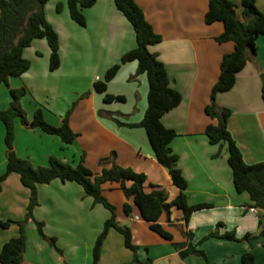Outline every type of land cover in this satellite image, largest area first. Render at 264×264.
Returning <instances> with one entry per match:
<instances>
[{
  "label": "crops",
  "instance_id": "0c3cea01",
  "mask_svg": "<svg viewBox=\"0 0 264 264\" xmlns=\"http://www.w3.org/2000/svg\"><path fill=\"white\" fill-rule=\"evenodd\" d=\"M134 1L153 31L161 37V42L149 46L148 50L157 55L166 70L170 87L181 95L179 105L165 113L161 123L177 135L169 147L177 156V167L186 180L184 193L188 204L211 207L193 212L187 223L182 220L181 210L169 207V215L163 213L159 218L161 227L172 236V240L167 241L150 230L132 198L126 199L118 184L103 185V196L114 206L119 226L130 230L132 243L138 247L136 258L141 263L207 264L198 256L179 257L173 243L184 242L181 231H186L192 235V245L205 254L210 264H242L241 257L245 253L253 255L255 264H264V240L260 236L264 227V208L253 207L246 192L235 191L227 162V146L211 145L205 135L206 127L216 123L206 115L205 107L210 103L211 89L218 80L221 60L233 51L234 44L216 42L215 38L223 31L220 22L205 24L208 0ZM229 1L236 5V17L242 21V0ZM56 2L61 5L60 15L54 14L52 20L47 16V10L53 8V0L46 2L44 14L58 36V69L49 70L50 49L46 40L34 39L22 53L30 62L28 71L10 77L4 83L5 87L0 86V110L7 109L11 89L25 88L26 94L20 104L27 119L31 120L40 101L34 93L46 89L45 84L55 83L57 76L60 82L81 81L92 68L94 74L85 85L89 95L73 101L66 98L52 106L41 107L45 121L59 126L74 104L69 127L77 137L72 144L65 145L59 137L38 128L27 129L16 118L15 154L28 160L33 167L47 166L50 156L75 166L83 156L84 165L93 173L109 168L114 162L145 175L144 191H164L166 205H169L179 189L172 183L167 169L156 161L144 129L127 126L138 124L146 111L149 90L146 75H136V61L120 66L107 83L106 93L124 97L123 102L106 103L104 95L93 89L94 82L103 80L106 71L135 48L131 24L117 10L114 0H97L92 7L83 9L86 28L71 20L67 0ZM255 6L264 14V0H255ZM263 83L264 36L261 35L255 40L254 52H247L246 65L236 74L234 86L215 97L218 107L230 111L227 128L247 165L264 162ZM4 134L0 122V175L6 164ZM22 134H28L25 136L37 143L38 148L23 152L20 146ZM107 158L109 160L105 161ZM37 196L38 206L33 209V219L25 225L22 264H91L94 241L110 218V212L101 204H95L75 182L62 183L54 179L49 184H38ZM28 203V189L21 185L18 174L11 173L0 183V223L23 220ZM125 203L131 207L130 215L124 212ZM34 221L43 223V233L47 237L56 238L61 254L38 235ZM218 224L221 225L219 228ZM215 231L219 235L231 232L236 240L209 238L202 241ZM18 235L19 227L15 223L8 228L0 227V250ZM245 235L251 238L244 240ZM133 259L134 254L125 247L123 236L115 229H109L98 264H131Z\"/></svg>",
  "mask_w": 264,
  "mask_h": 264
},
{
  "label": "trees",
  "instance_id": "16d2710c",
  "mask_svg": "<svg viewBox=\"0 0 264 264\" xmlns=\"http://www.w3.org/2000/svg\"><path fill=\"white\" fill-rule=\"evenodd\" d=\"M49 0H0V86L7 83L10 77H18L28 71L30 62L23 58V50L27 48L34 39H45L49 49V70L55 71L60 64L59 42L57 33L46 21L44 5ZM97 0H67L69 16L73 22L81 27L86 26L82 10L92 7ZM115 7L131 24L136 46L126 52L120 62L109 68L103 80L93 83V89L103 94L106 103L113 101L123 102L122 96H113L106 93L107 83L114 78L120 66L127 62L136 61V75L145 74L148 82L147 108L143 119L136 125L128 127H139L144 129L149 144L154 152L156 161L167 169L174 186L179 189L176 198L168 205L174 206L183 213V222L187 223L191 214L195 211L210 208L208 204L189 205L184 191L187 188L181 170L177 167V156L169 147L171 141L177 136L175 131L167 129L161 123V117L179 105L181 95L169 85V79L163 64L158 60L155 53L148 50L149 46L161 42V37L156 34L151 25L146 21L142 9L134 0H114ZM242 21L235 14L236 5L229 0H208V8L204 15L207 25L220 22L223 25L222 33L215 38L218 43L232 42L234 49L231 53L223 56L217 82L211 89L210 103L205 107L206 115L215 120V124H209L205 129V135L211 145L221 148L227 146V162L232 171L233 186L237 193L246 192L249 195L252 206L264 208V162L247 165L242 158L241 152L232 139L228 128L227 119L230 111L220 108L215 103L218 93L229 91L235 84V77L247 62V52L255 50V40L258 36H264V14L255 6V0H242ZM61 9V6L57 7ZM133 78V77H132ZM10 103L5 110H0V122L5 129L4 145L6 164L5 170L0 175V183L11 173L19 175L20 183L29 191V203L25 217L21 221L1 222V228H8L15 223L19 227L17 238L6 242L0 250V264H22L25 251V223L33 219V209L38 206L37 185L49 184L58 179L62 183L75 182L84 191L86 196L92 197L95 204H101L110 212V218L103 224V228L96 238L91 264H98L101 247L109 229L118 231L124 238V245L134 254L131 264H144L137 260L138 247L132 243L130 230L121 227L116 221L115 208L103 196V185L106 183L118 184L126 199L132 198L133 204L139 211L142 220L149 224L150 230L167 241L172 236L159 224L162 216L163 206L166 205V194L164 191L154 190L150 193L144 191L146 177L136 173L130 168H122L112 162L109 168H103L99 173H93L83 163V156L77 165L71 166L62 163L57 158L50 156L45 167H33L28 160L19 158L13 149L14 120L18 118L27 129H40L46 134L60 138L65 145H70L77 135L69 127V116L72 108L66 112L59 126L48 124L40 108L36 109L33 118L27 119L22 109L20 100L26 94L25 88L11 89ZM261 99L264 103V83L261 88ZM121 125L120 123H118ZM114 154L111 155V160ZM109 160L108 158L105 161ZM151 188H155L150 185ZM126 215L131 214V207L127 203L123 206ZM38 235L46 241L49 246L59 254L61 250L56 246L55 238L47 237L43 233V223L34 221ZM221 225L218 224L217 228ZM185 241L173 243L181 259L193 255L203 258L207 264L205 254L192 245V235L181 231ZM264 240V227L260 233ZM209 238H220L236 240L233 233L219 235L217 231L205 236L202 241ZM245 235L244 240L250 239ZM242 264H255L252 254L245 253L241 257Z\"/></svg>",
  "mask_w": 264,
  "mask_h": 264
},
{
  "label": "rangeland",
  "instance_id": "374dc122",
  "mask_svg": "<svg viewBox=\"0 0 264 264\" xmlns=\"http://www.w3.org/2000/svg\"><path fill=\"white\" fill-rule=\"evenodd\" d=\"M53 1H54V4H53L52 10L51 11L47 10V16L51 20H52V18L55 17L54 14H56V16H58V15H60V11H61V9L57 10L58 5H60V4H58L56 2V0H53ZM45 5H44V9L46 7ZM87 74H88V76L86 78H83L81 81L76 79L75 81L64 80L65 82H60L59 81L60 78H58V76L56 78L57 81L55 80V83L48 81V83H53V84L52 85L51 84H49V85L45 84L46 89L34 93V97L36 99L40 100L37 104L39 106L38 108H40L43 112L42 108H45L46 104H48V105L51 104V106H52L58 100H64V99L68 98L70 101H73L76 98L80 99L81 97H83V98L87 97L89 94H88V91H86V89H85L86 88L85 85H86V83L90 82V78H91L92 74H94V70L92 68H90L88 70ZM2 87H5V85L3 84ZM2 89H4V88H2ZM84 91H85V93H84ZM72 106H71V108H72ZM25 133H28V132H25ZM25 135H28V134H22L20 136V146H21L22 151L26 152L27 149L38 148V144L34 143L30 138H27L28 136H25ZM24 160H26V159H24ZM25 225H26V223H25ZM25 225H24V232H26L25 231ZM35 226H36V224H35ZM36 230H37V227H36ZM25 237H26V233H25ZM55 240H56V238H55ZM95 241H96V239H95ZM95 241H94V244H95ZM94 244H93V247H94ZM56 246L58 247L57 240H56ZM93 247H92V251H93ZM91 262H92V260H91Z\"/></svg>",
  "mask_w": 264,
  "mask_h": 264
},
{
  "label": "water",
  "instance_id": "95a60500",
  "mask_svg": "<svg viewBox=\"0 0 264 264\" xmlns=\"http://www.w3.org/2000/svg\"><path fill=\"white\" fill-rule=\"evenodd\" d=\"M163 212H164L166 215H169V207H168V205H164V206H163Z\"/></svg>",
  "mask_w": 264,
  "mask_h": 264
}]
</instances>
